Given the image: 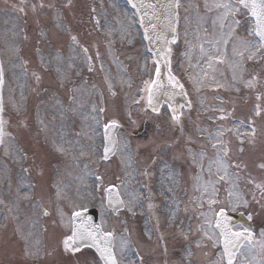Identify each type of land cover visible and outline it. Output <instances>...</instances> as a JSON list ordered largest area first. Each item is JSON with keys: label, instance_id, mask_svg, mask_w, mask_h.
<instances>
[{"label": "rangeland", "instance_id": "rangeland-1", "mask_svg": "<svg viewBox=\"0 0 264 264\" xmlns=\"http://www.w3.org/2000/svg\"><path fill=\"white\" fill-rule=\"evenodd\" d=\"M54 1L0 0L3 117L6 120L4 130L10 134L0 145V201H3L0 203V227L3 219L8 222L7 228H0V264L21 261V249L17 250L16 246L22 245L24 230L32 243L40 242L29 251L31 258L42 252L43 264H84L86 260L89 264H99L90 249H81L71 255L57 244L62 236L69 234L60 223L57 207L67 217L77 204L100 209L105 228L113 230L116 236L119 257L123 264H128L133 259V247L125 230L136 223L135 229L139 225L142 230L146 218L140 210L145 209L166 239L171 234V221L165 209L167 205L170 207L167 198L172 195L177 198L173 202L176 210L182 213L175 214L179 215L177 219L182 227L178 229L187 236L181 246L184 262L175 260V264H195V260L197 264H216L222 253L219 235L216 233L214 237L217 240L214 247L213 241L208 240L199 228L204 220L200 213H208V200L216 198L213 188L220 191L222 205H235L238 199L248 202L247 207L236 209L251 214L257 223L258 240L244 247L242 252L247 258L241 256V259L264 264V236L261 235L264 233V168L260 167L264 164V58L240 63L233 54L235 41L226 49L218 46L221 52L217 53L213 45L221 38V29L218 22L214 24L218 14L213 15V12L218 10H209L214 0H183L179 32L182 39L192 40L188 50V59L192 62L179 63L176 58L172 64L180 50L177 41L173 45L171 66L172 72H180V79L186 81L193 107L182 109L187 112L186 121L183 115V121L179 123L169 118L171 111L167 107L157 114L150 111L145 102L144 111L138 113L141 106L132 105L131 98L144 73L148 56L144 53L140 28L136 27L132 14L116 0H58L57 9ZM206 3L209 8L205 7ZM94 17L99 19L100 30L94 25ZM240 18L248 20L246 16ZM238 31L247 37L243 28ZM73 36L76 37L75 45ZM200 36L205 43L201 42ZM201 44L206 50L211 49L213 56L219 55L223 62L214 60L209 68L207 58H201ZM82 48L88 49L94 63L91 71L86 69L88 61ZM80 69H84L83 75ZM253 76L257 79L252 87H247L246 82ZM108 82L117 88L114 96L108 90ZM101 94L107 102L105 120L115 119L121 125L119 146L107 163L100 160L99 152V128L104 122L103 116L93 111L102 107ZM257 105L260 115L255 112ZM128 112L135 124L130 122ZM178 128H182L183 135L180 146L187 145L191 163L192 192L185 196L181 195L178 183L172 178L175 173L171 168V163L177 164L182 154L180 150H168L167 145L175 146ZM220 129L224 131L218 140ZM15 136L18 141L14 140ZM11 139L16 145L13 151L7 147ZM253 146L261 148L250 151ZM57 148L64 151H57ZM201 152L204 153L202 157ZM258 152H262L261 156ZM24 153L27 159L20 158ZM218 158L227 165L224 180L219 179L224 175V169L217 163ZM143 165L150 175H144L145 179L142 177ZM23 168L29 172L24 173ZM97 175L103 177V187L123 182L121 191L128 192L126 203L129 195L138 194L136 190L142 185L144 189L149 186L153 199L143 201V206L136 205L135 215L127 208L115 215L107 210L105 200L103 204L101 202L103 190L95 191ZM155 175H158L157 179ZM22 176L26 182L30 180L32 188L22 187ZM249 177L253 181L250 182ZM257 184L261 187L257 188ZM205 187L208 193L202 195ZM18 189L20 197L27 193L30 199L18 198ZM149 202L154 204L152 209L148 208ZM9 208L13 210L9 212ZM211 208L216 211L213 205ZM45 209L50 215H43ZM149 233L148 230H142V233L136 230L132 234L140 250L148 253L151 249L143 247L146 243L143 235L147 240ZM121 237L128 241L123 253ZM171 242L173 246L177 245L178 238H171ZM55 246L59 249L53 257ZM150 246L154 248V245Z\"/></svg>", "mask_w": 264, "mask_h": 264}, {"label": "snow or ice", "instance_id": "snow-or-ice-1", "mask_svg": "<svg viewBox=\"0 0 264 264\" xmlns=\"http://www.w3.org/2000/svg\"><path fill=\"white\" fill-rule=\"evenodd\" d=\"M43 7V4L40 5ZM35 7V6H33ZM133 7L137 8L138 11L143 10L144 14L141 16V24L144 23V20L148 17L147 9H153L152 15L155 16V8L154 5L144 4V0H138V3H133ZM179 7V0H172L171 3L168 5L169 12L173 8ZM206 8H209V5L206 3ZM211 9L218 10L217 20L214 21V24L217 22L219 23V28L221 29V38L214 42L215 51L217 53L221 52L222 45L225 49L229 43L235 41L233 43V54L234 56L239 58L240 63H244L247 61H251L253 59H260L264 58L262 55L264 54V0H214L213 4L211 5ZM23 11V8L20 9ZM242 16L249 17L247 21H242ZM97 24L99 22L97 21ZM172 21L169 20V27L171 31L175 32L176 29L171 27ZM156 28L155 24L151 25V30L154 32ZM243 28L244 31L247 33L246 36H241L238 29ZM226 29V31H225ZM251 37V38H248ZM153 37L149 34V29L145 28V39L151 40ZM155 39L165 40V45L167 44L166 37L157 34ZM73 42H76V37H72ZM176 37H173V43H175ZM213 43V42H209ZM83 53L85 54V59L88 61L89 64V71L92 70L91 64V56L88 55V49L82 48ZM171 48L167 49V52L164 51V48L161 47L157 49V52L154 56V63L157 65L155 68V79L145 80L143 82V88L140 90L141 92L146 93V96H141L139 100H134L132 103L139 105L141 101H146L147 107L150 108L153 112L159 113L160 108L154 103V98L161 92L163 87L162 82L160 80L161 69L159 65L163 63L168 67L169 76H168V83L173 87L183 90V85L179 82L177 77L172 75L171 73ZM200 52L201 58H207L208 67H212V62L214 60L223 62L220 59V56H213L211 54V49L206 50L204 45H200ZM245 53L247 56L245 57ZM97 55H99L97 53ZM158 57V58H156ZM35 75V74H34ZM40 77L37 75L36 80L39 81ZM107 81V77L105 78ZM235 79V77H234ZM257 78L255 76L252 79L246 82L247 87H252L254 81ZM4 84V68L3 65L0 64V88H2ZM108 90L110 93L115 95L113 91V85L111 82H108ZM168 96L169 101L174 99L175 93H164ZM260 97L257 96V99ZM172 112V120L174 122L179 123L180 121V113H177L174 106H169ZM93 111H98V113H104L105 109L103 107L97 109H93ZM4 112V105H3V98L0 97V145L4 144V137L6 135H10L6 133L4 128L6 124V120L3 117ZM256 115H260L259 105L255 110ZM129 120L132 124H135V121L131 120V112H128ZM224 118V117H221ZM95 119V117H94ZM121 127L119 122L115 119L109 120L107 123L103 125L104 132H103V140H104V147H103V155L102 159H108L110 153H114L115 149L118 145V141L115 137L114 130ZM223 129L219 130L217 135V139L219 140V135H222ZM231 131V130H229ZM254 132V129H253ZM125 145L127 146V141H125ZM216 147V145H213ZM57 151L63 152V148H57ZM202 157L204 153H199ZM21 159H27V154L24 153L20 157ZM131 159V156H129ZM217 163L220 164V167L224 169V175L219 176L220 180H224L225 176L227 175V165L222 163L221 158H218ZM260 167L264 168V164L260 165ZM24 173H28L29 169L23 168ZM144 175H148L147 170H145ZM95 183L96 189L95 191L103 190L104 196L102 197V204L104 200L107 201L106 208L107 210L112 211L113 213H118L121 209L127 208L129 212L135 215L133 211L136 205L143 206V200L141 199L140 194H130L127 203L125 199L120 194V186L117 185H109L107 188H103V177L102 176H95ZM20 184L22 187L32 188V184L29 181L26 182L25 177L20 178ZM257 188L261 186L259 184L256 185ZM92 190H90L91 192ZM170 191V190H169ZM215 189L213 188V193H215ZM208 193V188L205 187L203 189V194ZM59 196V191L57 193ZM229 195L231 196L232 193L230 192ZM151 194L149 193V198ZM17 197L22 198L24 200L30 199V197L25 193L23 197H20V189L17 190ZM3 203V201H0ZM220 203L218 200L210 199L208 200V204L210 206L209 212L204 213L201 212L200 215L204 218L203 223L200 224L199 228L203 231L204 236L208 239L213 241V246H217V240L214 239L216 233H219V242L222 244V253L220 260L216 262V264H236V260L238 256H245L246 254L241 250L244 248L243 241L247 240L249 242L253 239V234L247 228H243L242 230L237 231L234 230L233 226L231 225L229 216L227 211L224 207H221L219 211H214L211 206ZM247 201L243 199H238L235 205L230 204L229 207L235 211L236 208L239 207H247ZM264 206V205H262ZM154 204L149 202L148 208L152 209ZM9 212L13 209L9 208ZM88 207L87 204H77L72 207L70 216L66 217V214L62 209L57 207V213L60 217V223L63 225L65 229L68 230L69 234H65L62 240V244L64 247V251L76 253L81 250V246L85 247H94L96 252L99 254L100 260L103 261V264H122V259H118L116 251H115V234L113 231L105 230V223L102 220L100 223H94L91 216L87 215ZM107 212L104 213L106 216ZM44 216L50 215V213L45 209L43 211ZM175 217V212L169 214L170 221L173 220ZM251 219V216H249ZM127 231V230H125ZM150 231V230H149ZM264 236V233H261ZM151 236L149 235V239ZM163 239V236L160 237ZM187 239V236H185ZM199 241H197V246H199ZM128 245V241L121 237V253L124 252ZM167 249L165 248V252ZM27 254V250H26ZM137 253H133V256H137ZM143 258L140 257L139 259H130L128 264H142ZM84 264H89L86 260Z\"/></svg>", "mask_w": 264, "mask_h": 264}, {"label": "water", "instance_id": "water-1", "mask_svg": "<svg viewBox=\"0 0 264 264\" xmlns=\"http://www.w3.org/2000/svg\"><path fill=\"white\" fill-rule=\"evenodd\" d=\"M133 2L138 3V0H133ZM171 2L172 0H144L145 5L151 4V5H154V8H155L154 17L152 15L153 9L151 8L147 9L148 17L144 20V23H143L144 29L147 27L149 29V34L153 37L151 40L148 39V42L151 48L154 50L155 54L157 52V49H160L161 47H163L164 51L166 52L169 39L172 38L174 35V32L171 31L169 27V20L172 21L171 27L175 28L176 8H173L171 10V13L169 12L168 5ZM139 12L141 16L144 14L143 10H140ZM152 24L156 25L154 32L151 30ZM157 34H160L166 37V40H167L166 45H165L164 39H160V40L155 39V36ZM161 66H162V69H161L160 78L162 79L161 82H162L163 87L161 89V92L156 97H158V99L163 98L169 101L168 96L165 95L164 93H175L174 99L169 101L170 103H174L175 98L179 95L178 89L171 86L170 84L165 85V82H166V79L164 78L165 76L164 66L165 65L161 63Z\"/></svg>", "mask_w": 264, "mask_h": 264}]
</instances>
